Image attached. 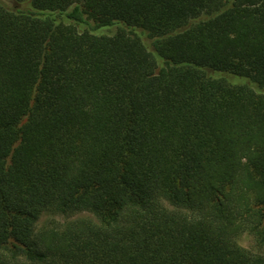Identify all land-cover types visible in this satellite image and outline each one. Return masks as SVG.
<instances>
[{"label": "trees", "instance_id": "trees-1", "mask_svg": "<svg viewBox=\"0 0 264 264\" xmlns=\"http://www.w3.org/2000/svg\"><path fill=\"white\" fill-rule=\"evenodd\" d=\"M14 1L0 264H264V0Z\"/></svg>", "mask_w": 264, "mask_h": 264}, {"label": "rangeland", "instance_id": "rangeland-1", "mask_svg": "<svg viewBox=\"0 0 264 264\" xmlns=\"http://www.w3.org/2000/svg\"><path fill=\"white\" fill-rule=\"evenodd\" d=\"M0 2L2 4H4L7 8H10V9H13L15 7H24V6H19V4H17L14 0H0ZM79 29L82 31L85 29V27L79 26ZM116 30H117L116 27H112L109 29H102L98 32V34L112 35L116 32ZM138 34L141 36L142 40L147 45V47L153 51L154 49H153L152 40H150L145 34H142L140 31L138 32ZM53 220L56 222H59V223L64 222L63 218L51 217L50 215L45 214L41 217L40 221L38 222V224L36 226V230L40 231V230L46 228L47 226H50L51 224H53ZM238 243L240 246H242L243 248H245L247 250H250V251L254 250L253 240L247 234H243V235L239 236Z\"/></svg>", "mask_w": 264, "mask_h": 264}]
</instances>
